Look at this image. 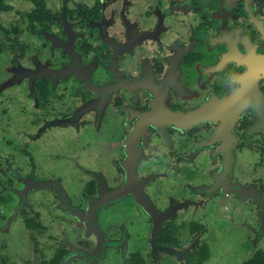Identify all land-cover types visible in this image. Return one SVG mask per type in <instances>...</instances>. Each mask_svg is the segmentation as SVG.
<instances>
[{"label": "flooded vegetation", "instance_id": "af4514ba", "mask_svg": "<svg viewBox=\"0 0 264 264\" xmlns=\"http://www.w3.org/2000/svg\"><path fill=\"white\" fill-rule=\"evenodd\" d=\"M0 133V264L264 252V0H0Z\"/></svg>", "mask_w": 264, "mask_h": 264}, {"label": "rangeland", "instance_id": "374dc122", "mask_svg": "<svg viewBox=\"0 0 264 264\" xmlns=\"http://www.w3.org/2000/svg\"><path fill=\"white\" fill-rule=\"evenodd\" d=\"M3 63H6L4 61ZM9 72H6L5 75L7 76ZM5 76V79H6ZM8 80V79H7ZM16 126H13V131H15ZM4 133H0V139L2 140V144H6L8 140L3 135ZM26 142V138L22 137L20 135L13 136L12 143L15 145H22ZM61 145L60 141H56L51 143V146ZM23 184L20 186L22 187ZM1 187V186H0ZM219 227H216L207 234L201 235L200 237L196 239L190 238V233H186L185 236L182 238V241L188 242L186 244V247H191L194 243H201V242H207L210 251H209V259L205 262V264H240L245 259L249 258L248 253L245 251L246 246L240 245L242 239L240 237H234V241L238 242V245L233 248L232 246V238L229 237L228 232H222L218 229ZM218 229V230H217ZM240 246V247H239ZM239 247V248H238ZM165 251L161 260L158 261L155 259L156 264H183L181 256L183 255V252L185 249H171L173 250V254L169 256L170 253L169 249H162ZM247 256V257H246ZM154 262V263H155Z\"/></svg>", "mask_w": 264, "mask_h": 264}, {"label": "clouds", "instance_id": "9594fccd", "mask_svg": "<svg viewBox=\"0 0 264 264\" xmlns=\"http://www.w3.org/2000/svg\"><path fill=\"white\" fill-rule=\"evenodd\" d=\"M235 63L240 64L241 62L235 60ZM251 81L252 76L250 75V70L247 68H242L240 71L232 72L224 80V84L234 93L231 98V103L242 107L251 103V100L249 99Z\"/></svg>", "mask_w": 264, "mask_h": 264}, {"label": "trees", "instance_id": "16d2710c", "mask_svg": "<svg viewBox=\"0 0 264 264\" xmlns=\"http://www.w3.org/2000/svg\"><path fill=\"white\" fill-rule=\"evenodd\" d=\"M207 257V247L201 249H196L195 251L190 252L186 259L187 264H192V262L196 259H198V262H202ZM241 264H264V252L257 253L254 257L244 261Z\"/></svg>", "mask_w": 264, "mask_h": 264}, {"label": "water", "instance_id": "95a60500", "mask_svg": "<svg viewBox=\"0 0 264 264\" xmlns=\"http://www.w3.org/2000/svg\"><path fill=\"white\" fill-rule=\"evenodd\" d=\"M43 185H44V184H43ZM41 186H42V185H40V184H36V186H34V187H36V188H37V187H41ZM20 190H23V188H22V187H20ZM20 190H19V191H20Z\"/></svg>", "mask_w": 264, "mask_h": 264}]
</instances>
